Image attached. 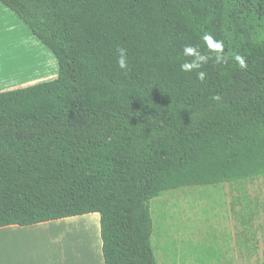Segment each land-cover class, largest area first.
<instances>
[{
    "label": "trees",
    "instance_id": "1",
    "mask_svg": "<svg viewBox=\"0 0 264 264\" xmlns=\"http://www.w3.org/2000/svg\"><path fill=\"white\" fill-rule=\"evenodd\" d=\"M0 3L58 64L0 93V227L97 213L103 264H157L152 199L264 174V0ZM186 45L209 56L203 82L181 71Z\"/></svg>",
    "mask_w": 264,
    "mask_h": 264
},
{
    "label": "rangeland",
    "instance_id": "2",
    "mask_svg": "<svg viewBox=\"0 0 264 264\" xmlns=\"http://www.w3.org/2000/svg\"><path fill=\"white\" fill-rule=\"evenodd\" d=\"M51 55L54 64L49 67L58 72L57 60ZM150 212L157 264H264V174L168 191L150 201ZM66 231L60 230L63 238L61 233L52 234L58 252ZM84 234L75 229L68 233L76 241H85ZM88 246L73 249L82 263L92 254Z\"/></svg>",
    "mask_w": 264,
    "mask_h": 264
},
{
    "label": "crops",
    "instance_id": "3",
    "mask_svg": "<svg viewBox=\"0 0 264 264\" xmlns=\"http://www.w3.org/2000/svg\"><path fill=\"white\" fill-rule=\"evenodd\" d=\"M52 58L18 16L0 3V93L56 79L58 72L54 66L49 67L54 64ZM73 229L79 235L84 231L86 242L71 238L68 233ZM60 230H67L64 238L72 243L63 239L58 252L53 240L56 236L52 234L61 233ZM61 235L63 238V233ZM82 246H88L92 252L89 259H83L84 263L80 256L73 254L74 248ZM0 264H103L99 215L92 213L30 226L0 227Z\"/></svg>",
    "mask_w": 264,
    "mask_h": 264
},
{
    "label": "clouds",
    "instance_id": "4",
    "mask_svg": "<svg viewBox=\"0 0 264 264\" xmlns=\"http://www.w3.org/2000/svg\"><path fill=\"white\" fill-rule=\"evenodd\" d=\"M202 39L208 52L214 54L216 64L228 63V57L224 55V42L222 40H215V38L210 34H205ZM183 55L185 57H190L191 59L185 60V62L180 65L181 71L185 73L194 72L196 73L197 79L200 82H203L205 80L206 73L200 69L208 62L209 56L201 54L198 48L190 45L184 46ZM232 59L236 62L239 69L244 70L247 68V62L244 56L235 54ZM116 64L118 69L123 73H127L130 70L126 49H118ZM213 99L219 100L220 97L215 96Z\"/></svg>",
    "mask_w": 264,
    "mask_h": 264
}]
</instances>
